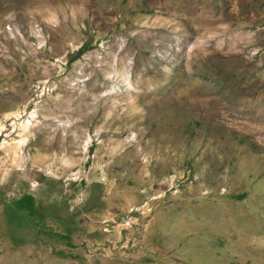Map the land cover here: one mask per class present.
Masks as SVG:
<instances>
[{
  "label": "rangeland",
  "instance_id": "374dc122",
  "mask_svg": "<svg viewBox=\"0 0 264 264\" xmlns=\"http://www.w3.org/2000/svg\"><path fill=\"white\" fill-rule=\"evenodd\" d=\"M0 264H264V0H0Z\"/></svg>",
  "mask_w": 264,
  "mask_h": 264
},
{
  "label": "trees",
  "instance_id": "16d2710c",
  "mask_svg": "<svg viewBox=\"0 0 264 264\" xmlns=\"http://www.w3.org/2000/svg\"><path fill=\"white\" fill-rule=\"evenodd\" d=\"M89 50V44H83L70 58L69 63H72L76 59H78L83 53ZM11 216L10 220L12 222L16 221L19 222L22 220L24 216H31L36 213V209L34 208L33 204V197L30 195H24L18 199L11 201L9 206Z\"/></svg>",
  "mask_w": 264,
  "mask_h": 264
}]
</instances>
